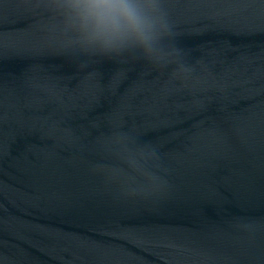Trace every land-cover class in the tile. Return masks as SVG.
<instances>
[{"label": "water", "instance_id": "obj_1", "mask_svg": "<svg viewBox=\"0 0 264 264\" xmlns=\"http://www.w3.org/2000/svg\"><path fill=\"white\" fill-rule=\"evenodd\" d=\"M145 3L0 0V264H264V0Z\"/></svg>", "mask_w": 264, "mask_h": 264}, {"label": "clouds", "instance_id": "obj_2", "mask_svg": "<svg viewBox=\"0 0 264 264\" xmlns=\"http://www.w3.org/2000/svg\"><path fill=\"white\" fill-rule=\"evenodd\" d=\"M84 40L104 49L131 40L149 43L155 27L145 0H64Z\"/></svg>", "mask_w": 264, "mask_h": 264}]
</instances>
